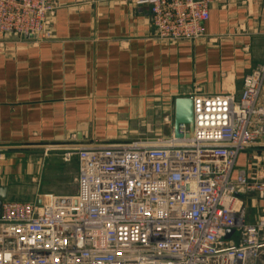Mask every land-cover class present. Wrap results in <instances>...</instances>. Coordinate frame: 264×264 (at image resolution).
Wrapping results in <instances>:
<instances>
[{
	"label": "built area",
	"instance_id": "built-area-1",
	"mask_svg": "<svg viewBox=\"0 0 264 264\" xmlns=\"http://www.w3.org/2000/svg\"><path fill=\"white\" fill-rule=\"evenodd\" d=\"M150 10L162 41L205 33L213 0H133ZM54 0H0L7 35L50 38ZM191 137H140L67 148L78 161L75 194L3 201L0 264H264V216L249 222L241 193L264 200V179L239 154L264 138V63L236 94L193 97ZM228 230L233 232L228 236Z\"/></svg>",
	"mask_w": 264,
	"mask_h": 264
},
{
	"label": "crops",
	"instance_id": "crops-1",
	"mask_svg": "<svg viewBox=\"0 0 264 264\" xmlns=\"http://www.w3.org/2000/svg\"><path fill=\"white\" fill-rule=\"evenodd\" d=\"M54 3L49 39L10 34L0 42L5 201L75 194L78 161L65 162L64 149L162 131L173 126L176 97L239 96L244 76L264 63V0H213L205 33L194 41L156 38L149 8L133 0ZM239 170L264 179V138L239 154L234 175ZM241 198L249 222L264 216L255 192Z\"/></svg>",
	"mask_w": 264,
	"mask_h": 264
},
{
	"label": "water",
	"instance_id": "water-1",
	"mask_svg": "<svg viewBox=\"0 0 264 264\" xmlns=\"http://www.w3.org/2000/svg\"><path fill=\"white\" fill-rule=\"evenodd\" d=\"M181 124H187L189 131L186 136L191 137L194 127V112H193V99L191 97H176L174 100V121L173 132L176 137H181L179 132ZM7 198V188L0 187V216L1 206L3 201ZM232 230H228V236L232 233Z\"/></svg>",
	"mask_w": 264,
	"mask_h": 264
},
{
	"label": "rangeland",
	"instance_id": "rangeland-1",
	"mask_svg": "<svg viewBox=\"0 0 264 264\" xmlns=\"http://www.w3.org/2000/svg\"><path fill=\"white\" fill-rule=\"evenodd\" d=\"M171 117V115H170ZM171 121V119H170ZM172 123L168 122L167 125L164 126L163 130L161 131H146V132H143V135H139L138 137H148V136H152V137H155V136H158V137H169L172 133ZM68 166H73V164L71 165V163H67ZM64 176H65V182H69L70 180V170L69 169H65V173H64ZM44 183H46V180L43 181ZM32 185V184H31ZM54 192V190H52ZM23 200H34L35 198L33 196H22ZM13 201V200H12ZM16 201V200H14Z\"/></svg>",
	"mask_w": 264,
	"mask_h": 264
}]
</instances>
